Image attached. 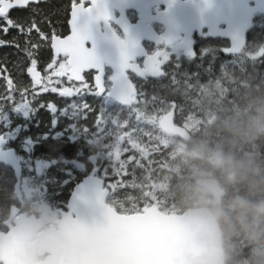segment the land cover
<instances>
[{
	"label": "trees",
	"instance_id": "trees-1",
	"mask_svg": "<svg viewBox=\"0 0 264 264\" xmlns=\"http://www.w3.org/2000/svg\"><path fill=\"white\" fill-rule=\"evenodd\" d=\"M67 1L48 0L43 8L22 10L12 20L16 26H7V32L1 27L0 19V37L4 41L0 42V77L25 76L24 66L38 52L34 50L37 36L33 25L61 34ZM250 36L249 33L244 50L250 49ZM262 42L252 49V54L228 57L219 52L215 61L197 55L187 61H171L161 78L138 90L143 95V106L138 102L124 108L131 112L126 117L107 112V100L104 105L96 102L80 111L84 104L78 98L71 102L76 105L77 113L73 117L68 115L75 126V142L60 145L61 140H51L41 151L52 155L75 154L78 161L84 162L99 147L103 162L100 166L106 170L105 180L111 184L106 201L116 211L131 213L156 204L168 213H182L206 206L221 229L225 264H264V214L257 207L264 205V52L256 53ZM210 44H206V49ZM227 59L235 60L223 68L221 61ZM216 86L220 87L219 92ZM171 104L177 109V123L190 134L188 143L163 134L144 115L150 108L159 111ZM96 105L105 120L102 134L95 128ZM30 124H37L33 117ZM121 125L124 126L121 133L132 134L146 150L141 154L127 140L122 141V148L128 149L120 157L125 162L123 168L120 161L114 158L110 161L104 153L114 143ZM129 156L139 160L140 165L128 161ZM226 162L233 165L231 177L225 175ZM89 167L87 163L81 167L56 165L55 182L48 186L47 192L62 187L59 195L66 202L72 187L93 172ZM65 168L73 171H64ZM63 171L72 177L62 186ZM0 172L6 176V168ZM199 178L214 179L224 188L218 202L196 185ZM7 183L0 184L4 193L0 192V200L5 195L8 203ZM236 200L246 202L254 210L239 211ZM217 212L219 215H215Z\"/></svg>",
	"mask_w": 264,
	"mask_h": 264
},
{
	"label": "water",
	"instance_id": "water-1",
	"mask_svg": "<svg viewBox=\"0 0 264 264\" xmlns=\"http://www.w3.org/2000/svg\"><path fill=\"white\" fill-rule=\"evenodd\" d=\"M38 1L34 0L32 3ZM85 1L90 2V0ZM98 3L104 5L108 20H111L112 8L119 7L122 15L115 20V23L124 33L126 42L121 41L110 29L108 20L106 22L102 17L98 18L94 13H82L76 18L74 27L85 36V46L89 43L86 49L93 57V64L81 74L83 76L85 72H96L94 83L101 94L104 92V65L110 67L113 74L110 77L112 87L108 96L123 105H130L131 102L122 98V86L130 83L135 93L133 84L126 75L127 71L140 78L145 76L157 78L163 73L161 69L157 74L145 70L148 58L160 52L147 55L143 42H152L158 46L163 42L170 45L181 39V43L186 48H190L192 33L195 31L200 33L202 29H207L209 37L228 40L229 47L225 49L226 54H239L245 45L246 33L252 26L254 14L264 13V0H98ZM160 5L164 6V10L158 12ZM152 7H155V16H151ZM125 9H132L137 13L138 20L135 23L131 24L125 19L123 15ZM71 19L70 14L69 35L60 39H66L73 34ZM153 22L164 26L165 30L161 35H157L151 27ZM101 23L104 24V33L100 31ZM51 49L57 57L52 48V41ZM122 51L127 55L128 65H136L131 62H135L137 57H145L144 68L140 69L138 65L135 69L122 68ZM162 65L163 62L160 68ZM31 69L33 71H28L29 76L33 80H40L41 74L37 69ZM97 76H99L98 84ZM173 127L178 130L166 134L176 135L185 142L189 141L190 137L186 129L176 124ZM3 142L4 140L0 137V144ZM0 162L13 170L16 178L15 192L21 198L20 190H22L25 197L30 198L31 190L25 181L22 184L20 182L21 166L13 151H0ZM196 184L203 189H208L217 201L223 194L222 187L213 179H197ZM102 186L103 180L93 176L83 178L74 186L66 205L67 212L56 221L58 228L47 230L38 240L47 247L42 253L48 254L45 260L39 263L33 261L34 244L30 243L36 230L33 226L35 219L26 218L24 215L19 216L15 220V227H9L6 234L0 233V264H65V215L70 214L73 218H80L86 222L101 219L105 206L110 207L105 203L107 191ZM100 191H104V195L98 200L97 194ZM144 208L142 207L141 211ZM147 208L150 215L160 220L162 227L137 237L134 243L146 253L150 264H225L220 227L207 207L189 209L180 214H166L156 206ZM112 210L116 215H124L117 213L113 208ZM16 212L17 209L12 208L6 225Z\"/></svg>",
	"mask_w": 264,
	"mask_h": 264
},
{
	"label": "flooded vegetation",
	"instance_id": "flooded-vegetation-1",
	"mask_svg": "<svg viewBox=\"0 0 264 264\" xmlns=\"http://www.w3.org/2000/svg\"><path fill=\"white\" fill-rule=\"evenodd\" d=\"M76 2L79 3V0H76ZM47 3L48 0H39L36 3L28 4L26 7H19L10 10L6 18L0 17L2 24L1 27L3 29L6 28L8 25L7 19L13 20L14 18H16V16H18V13L22 12V10H26L28 12L30 10H33L34 8H43ZM72 4L73 0L67 1L66 7L63 10V19L65 21V25H62L63 28L61 34H54V32L49 33V31H46V27H37L35 25L34 31L37 36V39L36 44L34 46H37L38 49H34V47L33 49L37 50L38 54L35 52L34 56L31 58L29 63L24 66L25 76L16 78L0 77V137L4 140V142L0 145V151L12 150L14 152L16 158L19 160V163L22 166V180L27 181V179L30 178L27 177L29 176L27 165L34 166L36 162L50 163L52 161L59 162L61 160H66V162H60L59 164L66 163L67 165H73L74 163L83 165L87 163L90 165V160L92 158H99V147L98 149H96L95 153L88 154L84 162L78 161V157H76L75 154L71 157L65 156L63 153L49 155V153L41 151L43 145H45V143L51 140H61L59 141L60 145L74 143L75 135L73 134V132L76 130L74 124L70 123V120H72V118L68 117V115L73 117V113H77V110H75L76 105L71 102L79 98V102H82L84 104L80 111L91 107L93 103H103L111 87V83L109 80L111 71L108 68L104 69V93L102 95H99L96 92L93 83L94 73L92 72L84 73V82L88 83L89 87L91 86L94 90V93L91 95L89 94L91 93V91L83 94L77 91L73 92L71 95L68 94L69 85L76 86V84L80 85V83L70 81L67 76H64V80L62 83L57 84L54 81H52L51 83H46V76L50 72L47 70L48 65L52 62H55V59H59V61H61L66 58L64 55L57 57L53 55L51 49V40L53 36L62 38L69 34L68 20L70 18L72 10ZM89 6L90 2L85 1V7ZM119 10V7H113L111 14L112 19L108 22V24L110 28L118 35V37L123 40L124 35L114 22L118 18V16L121 15V12ZM123 14L125 18L128 19L130 22L135 21L134 17L132 16L133 11L131 9H125ZM152 26L158 34L163 32V27L161 25L153 23ZM100 29L101 31H103L104 26L100 25ZM202 39L205 43L200 42ZM192 40L193 47L189 50H194L195 53H197L198 46L200 43L202 44L200 48L206 51V43L211 41L212 39H210L206 35V31L203 30L201 31V33L194 32L192 34ZM0 42H4L1 37ZM144 45L149 55L155 53L158 50L160 52L165 53L167 49H170L173 46H179V48L182 46L179 41L169 47H155L151 43H145ZM33 61H36L35 66H31L33 64ZM162 61L164 62L163 70L165 71L167 59H163ZM136 63L140 67H142L144 59L138 58L136 59ZM30 67H35L37 69V71L41 74L40 80H42L43 84L46 85L49 89L40 90V85L36 84L35 80H33L28 74V70ZM129 77L133 82L139 85L146 84V82L152 80V78H138L131 73L129 74ZM9 81L12 82L11 85L9 84ZM52 87H56L57 89H51ZM9 96H11V99H9ZM138 101L143 105V95L138 98ZM110 102L111 101H109V103ZM80 111L79 114L81 113ZM94 115L96 123L95 128H97V124L100 123L99 119L102 117L100 115L99 110L97 109V105L94 111ZM32 117L33 120H36L37 124H30V122L32 121ZM11 135H13V138ZM4 168L5 166L0 163V170H3ZM41 170V167L40 170L38 169V171L36 169L34 170L33 174H36V178L41 175ZM6 172L8 173H6V176H8V180L6 181V176L4 172H0V184L8 182L6 186V191L8 192L10 199L7 203L5 201V195H3V199L0 200V233H6L8 230L7 227H10L11 225L13 226L15 223V218L18 216L15 215L11 219V221L8 222L7 225L5 224L7 219H9L10 217L9 214L11 210V205L20 206L22 213H25L28 216L31 215L29 212L24 210V207L26 205L24 204V202L22 204L19 202V199L15 193L16 179L14 177L13 171L10 168H7ZM30 180L31 179L27 181L28 185L34 188ZM33 181H36V179L33 178ZM0 192L3 193V190H0ZM0 197H2L1 194ZM53 226H55V220H43L41 227L35 232V235H39ZM34 240L35 238L32 239V242H34ZM36 250L37 253L35 254L34 260H43L46 254L40 256L38 255V248Z\"/></svg>",
	"mask_w": 264,
	"mask_h": 264
},
{
	"label": "snow or ice",
	"instance_id": "snow-or-ice-1",
	"mask_svg": "<svg viewBox=\"0 0 264 264\" xmlns=\"http://www.w3.org/2000/svg\"><path fill=\"white\" fill-rule=\"evenodd\" d=\"M32 2H34V0H0V17L6 18L9 10L13 7H26ZM85 12L94 13L96 17H102L106 22L108 20L107 11L102 3H98V0H90L89 7H85V0H79V3L73 0L71 11L73 34L66 39H60L57 36L52 37V48L55 50V53L57 56L64 54L66 58H64L62 62L55 59V62L48 65V70L51 73L48 77L49 83H51V76H67L70 81H79L81 84L80 88L89 87V85L84 82V77L81 73L85 69L90 68L93 64V57L86 49L85 36L75 30L74 27L76 18ZM7 24L9 26H16L11 19H7ZM33 27H35V25H33ZM3 30L7 32L8 28H4ZM166 58V53L163 52L149 57L145 64V70L151 71L154 74L159 73L161 62ZM126 61L127 55L122 51L121 67L136 68V65H128ZM35 63L36 61H33V65H35ZM56 64H59V69L53 71ZM0 71H2V69H0ZM29 71L32 72L33 69L30 68ZM96 80L98 84L99 76L96 77ZM11 83L12 82L9 81L10 85ZM35 83L40 85V90L49 89L43 84L42 80H35ZM51 89L57 88L52 87ZM121 95L125 101L131 102L134 93L130 83H126L122 86ZM9 99H11V96H9ZM176 110L175 105L171 104L168 105L167 108L157 111L156 114L149 117V119L157 125L163 133L175 132L178 130L173 127L176 124L173 122V115ZM161 112L164 114L161 115ZM123 127L122 125L118 126L114 143L108 145L105 149L110 161L113 160V158L116 161H120L122 151H128L126 147L122 148V141L125 140H127L133 148L138 149L141 154L146 153L145 148L141 147V145L133 139L132 134L121 133ZM97 129L98 134H102V122L97 124ZM149 136L151 138V134H149ZM161 137L162 135L158 136L159 139ZM153 150H155V148ZM128 161L140 165V161L134 160L132 156L128 157ZM124 163V161H120L121 168H123ZM133 186L136 187L137 185ZM139 187H143V185H139ZM103 195L104 191H100L97 194V199L99 200ZM133 207H135V204H133ZM160 227H162L160 220L150 215L147 207H145L143 211L116 215L112 208L105 206L102 218L93 220L92 222H86L80 218H73L70 214H66L64 221L65 264H150L146 253L139 245L134 243V240Z\"/></svg>",
	"mask_w": 264,
	"mask_h": 264
},
{
	"label": "rangeland",
	"instance_id": "rangeland-1",
	"mask_svg": "<svg viewBox=\"0 0 264 264\" xmlns=\"http://www.w3.org/2000/svg\"><path fill=\"white\" fill-rule=\"evenodd\" d=\"M250 44L248 47H250V49L248 50H244L243 53L245 54H252L251 52L253 51L252 49L255 50L257 44L259 45L262 41V46H259L258 51L256 52L257 54H261L264 52V17H262L259 20V27L258 29H256L253 33H251L250 36ZM201 43H205L203 41V39L200 41ZM199 44L198 46V52L196 53L197 56L201 57H205L206 59H208L209 61H215L218 60L219 57V52L220 50H222L224 48V43L223 42H212L210 44V48H207L206 51L202 50L200 48V46L202 44ZM166 53V59L167 61H174L176 63H178L181 60L187 61L190 60L191 58L194 59L196 56L195 55V51L194 50H186L184 49L182 46L179 48L178 47H171L170 49H167L165 51ZM63 59V58H62ZM59 60V59H58ZM235 59H227V60H222L221 61V66H223V68L225 67L226 63L228 62H232ZM63 60H61L62 62ZM170 64L168 63V66ZM31 66H35V65H31ZM59 69V64H56L55 69H53V71L58 70ZM48 70V68H47ZM49 71V70H48ZM51 75V73L49 72L47 74V80L46 83H49L48 81V77ZM51 82L54 81L57 84L62 83L64 80V76L63 77H56V76H51ZM53 82V83H54ZM88 85V83H86ZM80 85L73 86V85H69L68 87V94H72L73 92H80L81 94L83 93H88L91 91V93H89L90 95L94 93V90L92 89V87H87V88H80ZM78 88V89H76ZM218 92L220 91V87L216 86L215 87ZM61 89V88H60ZM88 94V95H89ZM86 95V96H88ZM105 100V99H104ZM105 103V102H104ZM104 103H101L104 105ZM168 106H166L167 108ZM105 110L109 113H111L112 115H118L119 118H122L123 116L126 117L127 113H131L130 111L127 112V110H125L124 108L120 109L118 107V105H113V104H108L105 106ZM157 111H151L148 114H144L145 117L147 118L148 121H151L149 119V117L153 116L156 114ZM100 123L102 122V126H103V121H102V117L99 119ZM152 122V121H151ZM13 138V135H11ZM60 162H66V160H61L59 162L56 161H52L50 163H44V162H36L34 164V166H29L27 165L28 168V172H29V179H31L30 181L32 182L31 184L34 186V188L30 187L32 189V198L30 200H25L24 204L27 206L24 207V210H26L27 212H29L31 215H37L39 217H42L44 220L47 221H53L56 218H58L59 213L61 211L64 210V202L65 199L61 200L63 197H61L59 195V191L62 190V187L56 188L54 190L48 191L47 192V188L48 186H51L52 182H55V171L56 165L65 167L67 164L63 163V164H59ZM90 169L93 171L95 169H99V173H101V175L104 174V170L99 166L101 162H99V158H92L90 160ZM97 166H95V165ZM74 167H81L82 164H74ZM37 167H41V175L38 176L36 178V174L34 173V170L37 169ZM64 170H73V168H65ZM61 174H64V179L63 181H61V185L63 186L67 181L71 180L70 175H68L66 172H62ZM33 175V177H32ZM33 178L36 179V181H33ZM27 179V181L29 180Z\"/></svg>",
	"mask_w": 264,
	"mask_h": 264
},
{
	"label": "clouds",
	"instance_id": "clouds-1",
	"mask_svg": "<svg viewBox=\"0 0 264 264\" xmlns=\"http://www.w3.org/2000/svg\"><path fill=\"white\" fill-rule=\"evenodd\" d=\"M232 168H233V165L231 164V162H226V168H225L226 177H231ZM204 191H208V189H204ZM213 194L215 195V193ZM234 203H235L236 208L241 212L247 211V210H254L252 206L248 205L246 202L242 200H236ZM257 207H259L260 214H264V205L257 206ZM215 215H219V213L217 212L215 213Z\"/></svg>",
	"mask_w": 264,
	"mask_h": 264
},
{
	"label": "bare ground",
	"instance_id": "bare-ground-1",
	"mask_svg": "<svg viewBox=\"0 0 264 264\" xmlns=\"http://www.w3.org/2000/svg\"><path fill=\"white\" fill-rule=\"evenodd\" d=\"M79 106V105H78ZM50 155V154H49ZM72 157V156H71ZM54 158V157H53ZM73 179V178H72Z\"/></svg>",
	"mask_w": 264,
	"mask_h": 264
}]
</instances>
